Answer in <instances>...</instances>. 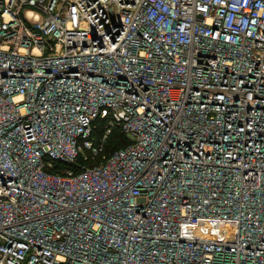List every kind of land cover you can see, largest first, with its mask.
<instances>
[{"label": "built area", "instance_id": "2783aa9c", "mask_svg": "<svg viewBox=\"0 0 264 264\" xmlns=\"http://www.w3.org/2000/svg\"><path fill=\"white\" fill-rule=\"evenodd\" d=\"M0 264H264V0H0Z\"/></svg>", "mask_w": 264, "mask_h": 264}, {"label": "trees", "instance_id": "16d2710c", "mask_svg": "<svg viewBox=\"0 0 264 264\" xmlns=\"http://www.w3.org/2000/svg\"><path fill=\"white\" fill-rule=\"evenodd\" d=\"M102 128V123H99ZM128 144V140L125 135L118 129H114L112 134L109 136L108 140L105 144V152L102 155H106L107 157L111 155L113 152L123 148Z\"/></svg>", "mask_w": 264, "mask_h": 264}]
</instances>
